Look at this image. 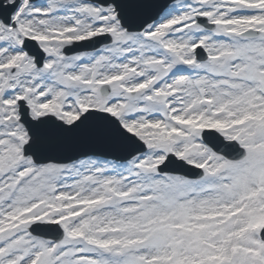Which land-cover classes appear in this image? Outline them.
<instances>
[{
	"label": "snow or ice",
	"instance_id": "snow-or-ice-1",
	"mask_svg": "<svg viewBox=\"0 0 264 264\" xmlns=\"http://www.w3.org/2000/svg\"><path fill=\"white\" fill-rule=\"evenodd\" d=\"M0 264H264V0H0Z\"/></svg>",
	"mask_w": 264,
	"mask_h": 264
}]
</instances>
